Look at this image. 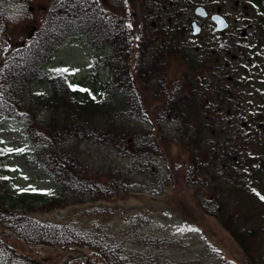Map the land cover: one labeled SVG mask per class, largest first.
<instances>
[{
	"label": "trees",
	"instance_id": "16d2710c",
	"mask_svg": "<svg viewBox=\"0 0 264 264\" xmlns=\"http://www.w3.org/2000/svg\"><path fill=\"white\" fill-rule=\"evenodd\" d=\"M2 1L0 24L4 20ZM102 17V10L92 2L61 0L58 7L46 12L30 40L13 53L0 72V112L7 116L24 114V131L31 144L23 152L38 162L60 188L52 197L36 192L16 193L6 179L0 180V250L8 253L11 264H56L62 256L79 252L85 253L87 264H127L120 246L114 241L110 243L113 237L107 232L101 234L100 224L94 225L92 233L71 221H40L34 216L37 212L68 204L110 200L128 191L126 183L132 181L130 171L106 163V156L98 160L93 153L96 147H106L121 155L166 154L168 140L161 132H156L154 144L148 139L136 143V125L130 121L137 115L131 105L135 102L132 75L126 70L130 36L123 27L115 35ZM76 34L86 35L94 48H100L106 41L114 47L113 55L93 57V68L97 71L107 66L110 75L92 94L80 88L82 82H72L65 71L40 69V64L50 58L51 52L66 37ZM177 58L186 64L184 73L199 66L188 50L182 58ZM139 64L142 65L141 82H147L141 84L142 89L152 97L155 94V99L161 101V112L178 123L176 130L180 135L176 136V142L190 151L189 177L196 180L204 172L211 175V181L205 185L213 190L215 215L239 244L242 264H264V209L258 215L257 226H246L236 216L233 219L222 215L227 208L220 192L235 187V182L231 181L235 178L221 177L211 171L216 161H226L231 154L230 136L221 138L224 132L215 128L213 112L207 108L205 99L212 93L211 89L198 87L194 79L185 89L165 82L160 89L153 88L148 86L151 77L148 65L144 61ZM40 76L48 89L32 92L29 85ZM154 77L162 83L159 73L155 72ZM95 79L94 74L92 80ZM261 109L264 111V104ZM38 112H44L41 119L36 117ZM257 122L250 120L249 133L255 132ZM205 134H210L214 140L205 142ZM235 139L244 142L237 135ZM157 169L139 164L137 173L152 175ZM10 231L28 248L18 250L10 240ZM36 245L52 246L56 252L47 254L35 248ZM71 264L82 262L75 259Z\"/></svg>",
	"mask_w": 264,
	"mask_h": 264
},
{
	"label": "rangeland",
	"instance_id": "374dc122",
	"mask_svg": "<svg viewBox=\"0 0 264 264\" xmlns=\"http://www.w3.org/2000/svg\"><path fill=\"white\" fill-rule=\"evenodd\" d=\"M148 1L129 0L134 21L137 22L141 12L144 11V6H148L145 4ZM233 1L203 0L202 4L208 8L221 4L222 12H225L231 20L242 14L241 6L237 4L233 6ZM108 2L115 11L125 13L126 10L123 8L127 5L126 0H108ZM58 3L59 0H5L6 19L5 23L0 26V55L6 44L10 45V48H16L20 43L25 42L39 25L45 10L56 7ZM186 15H191L188 8ZM162 26H165V22ZM137 29L136 24L133 32ZM258 31L257 27L251 28L244 40H236V43L243 49L253 45L257 46L259 40H262V57L259 59L261 61L257 64L255 62L256 67L251 76L264 67V34ZM201 36L208 38L206 27L199 37ZM194 43H197L196 39ZM237 44L235 45L239 47ZM6 47V50L9 49V46ZM209 49L219 48L213 43ZM93 53L85 36H71L54 52L51 59L43 64V67L67 69L70 78L83 80L85 87L95 88L108 77V71L105 69L99 71L98 79L91 82L90 57ZM253 55L256 57L255 53ZM223 58L229 60L224 55H222ZM229 64L232 69L230 74L233 76L235 68L245 64V61L241 59V61H232ZM236 73H238L237 76ZM236 73V79L243 77L242 72L237 71ZM254 78L253 84L242 83L232 87L236 94L229 103L231 113L229 117L223 118L222 122L226 131L235 128L236 124H233V121L246 120L247 115H257L260 112L259 99L264 94V87H261L264 83V75L258 79L254 75ZM31 88L33 91H42L46 88V84L42 79H38L34 81ZM242 90L246 91L245 95L239 94ZM155 103L150 101L147 105L150 109L149 115L141 118L145 120L144 125L140 124L143 130L152 129L151 117H154L155 121L160 120V115L151 112ZM259 120H264V113ZM175 126V122L167 120V122H162L161 129L168 134L169 138H172L175 135L173 132ZM23 128L24 118L7 117L0 112V180L7 179L11 187L19 193L36 191L47 196L55 195L59 192V187L52 177L45 174L41 166L27 154L16 151L25 148L30 143ZM153 138L152 135L149 140L153 141ZM137 143H141V139ZM7 149L13 151H7ZM245 151L251 153L254 159H260L264 163V130L258 129L255 138L251 140ZM95 152H97L98 160L106 156V163H116L123 170L131 169L133 174L136 163H138L137 166L140 162H148V166L157 163L162 169L156 181L158 184H153L152 179L136 175L129 184L128 193L110 200L84 201L37 212L35 213L36 218L41 221H71L83 229L91 230L92 233H94V225L100 224L101 234L107 232L106 234L113 237L110 243L114 241L120 246L127 264H242L241 249L215 215L216 205L212 202V198L210 199L204 188H201L202 192L195 193L197 194L195 197L192 183L183 178L182 173L184 174L187 170L188 156L175 140L170 143L166 158L163 155H157L153 156L150 161L139 154L117 155L106 147H97ZM181 159L183 163L179 165V171L173 172L170 176L168 167L177 166L176 162L180 163ZM253 181L256 188L252 192L249 190L251 194L246 192L236 194L237 198L234 196L223 198V203L227 208V211L222 214L224 217L232 216L234 219L233 216H236L244 221L246 226H257L258 215L264 209L263 199L257 198L264 191V175L256 176ZM204 194L206 196H203ZM241 228H243L242 224ZM10 240L18 250L28 248L13 233H10ZM34 247L40 248L47 254L56 252L52 246L36 245ZM0 264H11L6 251L0 250Z\"/></svg>",
	"mask_w": 264,
	"mask_h": 264
},
{
	"label": "flooded vegetation",
	"instance_id": "af4514ba",
	"mask_svg": "<svg viewBox=\"0 0 264 264\" xmlns=\"http://www.w3.org/2000/svg\"><path fill=\"white\" fill-rule=\"evenodd\" d=\"M154 6H157L156 4H154ZM158 7V6H157ZM166 5H161L158 7L159 10H152L151 11V16L154 17V20H151V24L155 25L157 23L156 26H158L159 24H163L164 22L166 23V30L168 29L169 26H171L172 24L174 25V27L178 28L179 27V32L181 31H186L187 25H186V17H185V12H182L181 10V5H179L178 10L173 9L172 13L170 15H167V8L165 9ZM242 7V21L241 24H238V19L237 18H233L232 19V23H229L228 26L221 30V31H217V35L216 38L217 39H222L228 42H231L235 37H238L239 32L241 31L242 27L247 25L249 23V21L252 22V20H248L245 16H249V9L248 6L247 7H243V4L241 5ZM165 9V10H163ZM164 16H166V18L164 19ZM177 22V23H176ZM259 22H264V19L259 20ZM253 27V22L252 25ZM251 26L248 28L250 29ZM236 30H238V32H236ZM175 38H182L185 41V36H176V35H172ZM183 47L185 46V44H183V42L180 44ZM214 61L215 63H217L219 61L217 56H214ZM222 66L224 67V69L227 68V63L223 62ZM222 80V79H220ZM232 83H234V81H232Z\"/></svg>",
	"mask_w": 264,
	"mask_h": 264
},
{
	"label": "snow or ice",
	"instance_id": "6c2138e0",
	"mask_svg": "<svg viewBox=\"0 0 264 264\" xmlns=\"http://www.w3.org/2000/svg\"><path fill=\"white\" fill-rule=\"evenodd\" d=\"M57 71H68V70L67 69H60V70H57ZM7 151H13V150L12 149H7ZM16 151H23V149H17ZM261 199H264V197H261Z\"/></svg>",
	"mask_w": 264,
	"mask_h": 264
},
{
	"label": "water",
	"instance_id": "95a60500",
	"mask_svg": "<svg viewBox=\"0 0 264 264\" xmlns=\"http://www.w3.org/2000/svg\"><path fill=\"white\" fill-rule=\"evenodd\" d=\"M219 27H221V26H219ZM194 31H196V30H194ZM68 262H69V260H66V261L62 262L61 264H67Z\"/></svg>",
	"mask_w": 264,
	"mask_h": 264
}]
</instances>
